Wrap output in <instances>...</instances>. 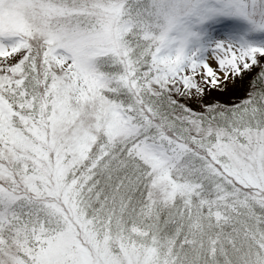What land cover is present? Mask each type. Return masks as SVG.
Segmentation results:
<instances>
[{
  "label": "snow or ice",
  "instance_id": "obj_1",
  "mask_svg": "<svg viewBox=\"0 0 264 264\" xmlns=\"http://www.w3.org/2000/svg\"><path fill=\"white\" fill-rule=\"evenodd\" d=\"M156 8L0 0V264H264V44L160 49Z\"/></svg>",
  "mask_w": 264,
  "mask_h": 264
},
{
  "label": "clouds",
  "instance_id": "obj_2",
  "mask_svg": "<svg viewBox=\"0 0 264 264\" xmlns=\"http://www.w3.org/2000/svg\"><path fill=\"white\" fill-rule=\"evenodd\" d=\"M156 13L151 21L155 31L152 33V44L160 49L187 51L197 39L192 29L194 23H202L207 18L200 17L193 21L188 0H155Z\"/></svg>",
  "mask_w": 264,
  "mask_h": 264
},
{
  "label": "trees",
  "instance_id": "obj_3",
  "mask_svg": "<svg viewBox=\"0 0 264 264\" xmlns=\"http://www.w3.org/2000/svg\"><path fill=\"white\" fill-rule=\"evenodd\" d=\"M239 15H226V14H217L214 16H211L207 20L200 23V27L203 30L207 26V21L210 20L213 17H219L220 22L219 25L223 27L226 31H232L235 33H239L247 42L254 43L261 40H264V29L257 28L251 21L248 19L242 17L237 18ZM211 26H214L213 24H210ZM209 26V25H208ZM195 31V30H193ZM200 39H195L193 41V46L200 45ZM239 96H243V91H238ZM222 100H225L226 98H221Z\"/></svg>",
  "mask_w": 264,
  "mask_h": 264
},
{
  "label": "rangeland",
  "instance_id": "obj_4",
  "mask_svg": "<svg viewBox=\"0 0 264 264\" xmlns=\"http://www.w3.org/2000/svg\"><path fill=\"white\" fill-rule=\"evenodd\" d=\"M237 18L242 19V17L240 16H237ZM219 22H220L219 17H213L207 21V26L203 30L199 26L200 23H195L192 25V29L199 34V39L201 43L200 45L208 46L215 44L218 41H228L237 44L249 43L239 33H235L233 32V30L230 32L224 30L219 25ZM210 24H213L214 26H211ZM254 44H264V40L254 42ZM232 95L233 94L230 93L228 97H221V98H226L225 100H230ZM235 95H238V92H236Z\"/></svg>",
  "mask_w": 264,
  "mask_h": 264
}]
</instances>
